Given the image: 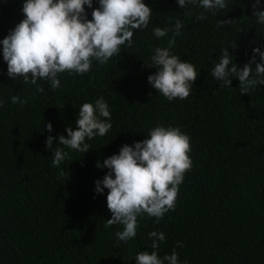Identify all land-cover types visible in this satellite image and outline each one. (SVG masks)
I'll use <instances>...</instances> for the list:
<instances>
[{"label": "trees", "instance_id": "trees-1", "mask_svg": "<svg viewBox=\"0 0 264 264\" xmlns=\"http://www.w3.org/2000/svg\"><path fill=\"white\" fill-rule=\"evenodd\" d=\"M143 2L152 15L146 28L133 30L131 47L121 46L105 64L93 60L88 73L58 74L55 90L46 80H38L44 88L38 93L22 77L10 79L0 45V264H136L139 252L153 251L152 231L166 237L158 255L175 251L179 264H264V85L244 95L238 78L229 88L211 76L221 50L232 43L228 51L237 67L249 62L253 48L264 51V24L253 16V0H226L227 8L215 15L196 5L181 9L177 0ZM23 3L0 0V41L25 18ZM92 10L85 6L89 20ZM201 12L207 18L196 20ZM177 19L183 27L171 52L199 74L188 98L170 102L147 77L156 72L149 67L153 49L167 47L172 35L156 38L153 28H172ZM218 20L233 23L219 27ZM13 95L27 103L12 104ZM99 97L109 106V132L86 138V153L58 144L56 137L67 138L66 127L75 128L80 106ZM157 124L190 137L191 170L174 210L159 223L139 216L136 236L117 243L123 226H106L108 190L95 192V181L109 169L97 162L142 141ZM49 135L52 149L45 145ZM57 147L68 156L54 167Z\"/></svg>", "mask_w": 264, "mask_h": 264}, {"label": "clouds", "instance_id": "clouds-1", "mask_svg": "<svg viewBox=\"0 0 264 264\" xmlns=\"http://www.w3.org/2000/svg\"><path fill=\"white\" fill-rule=\"evenodd\" d=\"M261 0H253V16L259 24H264V10H259ZM93 8V0H24L21 20L9 34L0 41L3 60L7 63L10 79L22 77L24 83L36 85V92L44 88L38 80L50 82L51 89L60 87L58 74L68 72L79 75L88 73L93 60L99 64L107 63L119 55L121 46L131 47L133 30L146 28L150 22L152 9L143 0H98ZM179 8L196 5L213 15L227 8L226 0H177ZM85 6L92 8L91 20L87 18ZM204 12L196 20H204ZM218 26L232 24V20H218ZM183 22L175 20L172 28H153V35L162 38L172 33L167 47L153 49L151 64L156 72L147 77L151 85L168 101L189 97L193 83L198 77L195 66L182 61L172 54L171 48L176 37L181 35ZM235 48V43L229 45ZM221 50L218 62L214 63L211 76L229 87L232 78H238L240 93L247 95L257 85H264V51L252 49V57L243 67L233 62L228 48ZM259 56V63L256 57ZM254 65V67H252ZM11 103L21 106L27 103L19 95L11 96ZM3 101L0 100V107ZM108 103L99 97L94 103H83L75 120V128H65L64 135L56 137L57 143L68 149L86 153L91 148L88 140L105 136L112 127ZM46 131H53L52 124H45ZM54 137L45 140L47 149H52ZM190 137L179 127L157 124L149 129L147 137L133 145H123L118 154L97 162V168L109 171L102 180L95 181V192L106 196L107 209L111 218L106 226L122 225L123 230L115 233L116 242H127L136 236L138 217L147 214L159 223L165 213L175 209L179 186L184 175L191 170L192 160ZM68 156L57 147L53 153L52 165L59 167ZM101 184L103 187H101ZM151 253L139 252L136 264H179L175 251L171 255H158L160 242L165 241L163 232L152 231ZM178 242L177 247H182Z\"/></svg>", "mask_w": 264, "mask_h": 264}]
</instances>
